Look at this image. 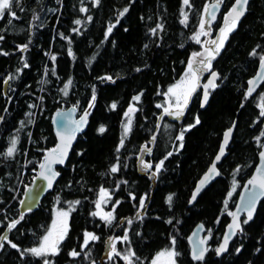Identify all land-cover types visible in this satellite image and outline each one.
<instances>
[{
  "label": "trees",
  "instance_id": "1",
  "mask_svg": "<svg viewBox=\"0 0 264 264\" xmlns=\"http://www.w3.org/2000/svg\"><path fill=\"white\" fill-rule=\"evenodd\" d=\"M209 1L15 0L0 18V237L7 236L0 240V264H44L45 259L49 264H143L173 239L178 264H264V199L252 221L244 224L243 218V230L228 250L219 256L215 251L264 142V87L257 94L248 89L264 57V0L250 1L212 61L219 78L208 105H201V87L181 120L167 114L159 127L168 89L201 48L196 34ZM234 1L224 0V10ZM73 104L78 114L91 105L88 125L77 135L68 163L58 167L54 189L37 208L22 213L28 187L23 182L57 142L52 115ZM128 122L131 133L125 135ZM235 122L218 177L191 204L197 181ZM13 140L15 151L8 156ZM145 152L149 172L163 161L155 183L154 176L141 174ZM101 188L112 189L113 202H120L115 222L94 215ZM54 204L70 208L68 234L57 254L36 257L25 250L41 242ZM123 218L130 227L123 232L121 226L117 235L128 238L117 242L118 254L108 259L107 238ZM13 221L19 223L9 229ZM198 223L211 233L203 261L192 258L188 241ZM88 231L98 239L83 246Z\"/></svg>",
  "mask_w": 264,
  "mask_h": 264
},
{
  "label": "water",
  "instance_id": "2",
  "mask_svg": "<svg viewBox=\"0 0 264 264\" xmlns=\"http://www.w3.org/2000/svg\"><path fill=\"white\" fill-rule=\"evenodd\" d=\"M250 1L251 0H248V4L245 5V14L248 10ZM234 4H235V2H234ZM213 5H216V6L213 7ZM220 11H221V6H220L219 2L215 1V2L210 4V6L208 7V15L211 16L210 17L211 20L209 21V23L212 22L213 18H216L218 16ZM245 14L241 18H243L245 16ZM229 21H230V18L228 21L225 20L223 23V26H225ZM213 72L216 73L215 77L212 75ZM213 72L210 73L209 77L207 78V80L202 85L203 92H202L201 105L203 108H205L208 105L210 98H211V92H210L211 87L205 88V86L208 85V82L210 80H212L215 83L218 79V76H219V72L217 70H215ZM250 81H253L254 83H252V84L249 83L248 89H252V91L250 93L254 94L257 92V90L264 83V67L261 66V63L259 65V68H258L256 74L251 77ZM205 91H207V93H208V98H207L206 102L204 100ZM191 99H192V96H191ZM191 99H190V101H191ZM178 110L179 109H176L175 111H173V114L175 115V112H177ZM85 113H88V115L86 116V121L83 123H80L81 117H83L85 115ZM90 113H91V107L89 106L86 110H84V112H82L81 114H78V106L76 104H73V105H71L67 108H64V109H58L53 113L52 125H53V129H54V133H55L57 142H56L55 146L46 150V152L43 156L42 163H47L46 158H50V159L55 158L60 152L66 153V155L64 157V162L51 164L52 171L58 173V175L53 179L51 187L48 186V181L45 180L41 176V172L44 170H42L39 167L37 176L32 181L31 185L26 189V191L24 193V197L21 201L20 211L22 213H24L28 210H32V209L37 208L40 205V203L42 202L43 198L50 191H52L54 189V187H55V185H56V183L59 180L60 175H61V172L59 171L58 167L65 166L68 163L70 155L72 153V149H73L75 142H76V139H77V135L86 129L88 122H89ZM167 114L168 113L164 112L161 115L159 127H160L164 117ZM235 126H236V124H233L229 128V129H231V134L228 138L227 145L224 146V154H223V156H221V159L219 161L216 160V157L218 155H220V149H219L218 153L214 157V159H213L212 163L210 164V166L208 167V169L203 173L201 178L197 181L196 186L193 190L192 196L190 198L191 204H193L197 200L199 195L203 192V190L205 188H207L213 182V180H215L218 177V175L220 173L219 164L223 161L224 157L227 155V147L233 138ZM228 130L226 132H228ZM224 140H225V136L223 138L221 146L224 145ZM221 146H220V148H221ZM53 150H55V151H53ZM262 152H264V142L261 145V149L259 151L258 162L255 165V168H254L252 174L247 178L244 185L240 189L237 201H236L235 206H234L233 211H232V214H235V218L241 222V226H242L243 218L244 217H246V219L248 218V212L250 210L252 211V219L250 221H252L254 219V217L258 211V208L260 206V203L264 199V188H261L258 182L252 183V184L249 183V181L253 180L254 177H258V178L264 177V158L261 157ZM213 164H215V166H216L215 173H212L211 178L203 186H201L200 181L202 179H204L205 175L208 173V170L213 166ZM198 188H199V191H197ZM194 194H195V199L193 200ZM233 219H234V216L232 215V218H231L230 222L228 223V225L226 226V229H225L224 234L222 236L221 242L219 244V246L221 244H223L225 235H229L227 250L229 248V245L233 241V239L239 233V231H237L236 235H230L231 230L229 229V225L232 224ZM205 231H206V228H205L204 224L198 223L194 227V229L191 231V233L189 234L188 241L190 244L191 255L193 254L194 249H196L197 251L200 248H207L208 249V241L211 238V233L208 232L205 234ZM202 241H203V243H201ZM106 254L107 253L105 252L104 256H106ZM206 254H207V252L205 253V256H206Z\"/></svg>",
  "mask_w": 264,
  "mask_h": 264
},
{
  "label": "snow or ice",
  "instance_id": "3",
  "mask_svg": "<svg viewBox=\"0 0 264 264\" xmlns=\"http://www.w3.org/2000/svg\"><path fill=\"white\" fill-rule=\"evenodd\" d=\"M15 2V0H0V18H2L5 14V12H11V7L12 4ZM99 2V0H97V3ZM185 4L189 3V0H184ZM248 4V0H235V4L233 5V7L230 9L228 15L225 17V20L228 21L230 18V23L227 25L226 28H222L221 29V37L219 39V41H212L213 44L216 45V49L215 52L218 54L220 49L223 47L224 41L227 39V33L231 32L235 27L237 22L240 20V18L245 14V5ZM216 5H213V7H215ZM81 11H85V9H81ZM128 12V8H125L123 10V12L121 13V15H124V13ZM13 16L15 15V13H11ZM76 24H80L81 21L80 20H76L75 21ZM204 27V22H201V28L203 29ZM109 32H111V28H109L108 30ZM0 39H3V37H0ZM199 42V41H198ZM26 47V46H25ZM253 55H255L256 53L253 52ZM195 55H199L198 53H195ZM209 56H212V58H214V54L209 52ZM52 59L54 60L55 57H52ZM204 61H201V63H203ZM261 66L264 67V57H261ZM24 67H28L27 63L24 64ZM189 68H191V64H189ZM19 71V70H18ZM139 71V69H138ZM212 75L215 77L216 73H212ZM102 79H108L111 80V77H105ZM71 81L68 82V84H70ZM184 83V81H181L180 84H177L171 88L168 89V93L167 94H171L173 96L176 97V106L179 109L177 112H175L176 116H180L183 114V107L187 106L188 103V98L191 95V93L193 91H195V87H188L185 89H182L180 91H178V89H181V85ZM250 84L254 83L253 81H249ZM68 84H65V94H67L66 89L68 87ZM216 85L214 84V82L212 80H210L208 82V85L205 86V88L207 87H215ZM252 91V89H249V93ZM166 94V95H167ZM208 98V93L207 91H205V95H204V100L205 102L207 101ZM93 99H95V96H93ZM136 100H139V96L135 97ZM181 100H183V104H181ZM91 106V105H90ZM113 108L116 107L115 104L112 105ZM157 107H160V105H157ZM131 111V109H130ZM164 111L166 113H168L169 115H172L173 113L169 111L168 108H165ZM88 115V113H85V115L83 117H81V122L83 123L86 121V116ZM127 115V113H126ZM261 116H264V111L261 112ZM199 119L197 118L196 120V124H199ZM130 124V122H129ZM195 125H190V127H194ZM130 130V128L128 126H126L125 128V135L127 134V132ZM105 131L104 127L101 126L99 128V132L103 133ZM231 134V129L228 130V132L225 133V140H224V145L221 146L220 148V155H218L216 157V160L219 161L221 159V156H223L224 154V146L227 145L228 143V138ZM262 136H264V132L261 133ZM183 132L177 137V139L179 140H183ZM259 139V137L257 138ZM121 144H123V140L121 141ZM15 145H16V140L12 141V147H10L8 149V156H11L13 154V152L15 151ZM180 147H183V145L181 144ZM55 151V150H53ZM66 153L65 152H60L55 158H46L47 163H42L40 165V168L44 171L41 172V176L48 181V186L51 187L52 181L53 179L58 175V173L53 172L51 169V164L52 163H63L64 162V157H65ZM169 155H171V153H169ZM261 157L264 158V152L261 153ZM161 164H163V161L160 162ZM147 167H151V165H147ZM159 167L160 165H157V171H159ZM112 172H116L117 171V167L113 166V168L111 169ZM216 171V166L215 164H213V166L208 170V173L205 175L204 179H202L200 181V185L203 186L210 178H211V174L215 173ZM218 174V173H217ZM153 175H155V173H153ZM259 183L261 188H264V177H254L253 180H250L249 183ZM197 191H199V188L197 189ZM195 199V194L193 195V200ZM172 200V196L168 197V201L169 203H171ZM76 203H79V201H76ZM144 199L142 198L140 200V207L143 208L144 207ZM96 213H94L95 215ZM62 215L66 216L67 213H62ZM230 215L234 216L233 222L232 224L229 225V229L231 230L230 235H236L237 231H242V227H241V222L235 218V214L230 213ZM23 217H21L22 219ZM103 219H105L108 223H111L112 220V213L109 212L107 214H105V216L102 217ZM252 219V211L250 210L248 212V218L246 220L243 221L244 224H247L250 220ZM19 223V221H14L12 223H10L8 225L9 229L14 228L16 226V224ZM129 223H131V221H129ZM53 229L56 231L57 235H56V239H52L53 236V231L49 230L48 234L45 235L40 243V245L38 247H34L31 249H26L25 251L30 252L32 255L36 256V257H43V256H47L48 254L51 255H55L58 252V244L60 241H62L65 237V235L67 234V228L66 225L61 227L57 225V222L54 221L53 222ZM127 235H125V237H123V239L127 240ZM6 237H0V240H5ZM96 240L98 239V237H96L95 235L91 234V233H85V244H87L88 240ZM228 241H229V235H225L224 238V242L223 244H221L218 248H216V254L219 256L221 253H224L227 250V246H228ZM175 243V240L173 239V244ZM203 243V241L201 242ZM3 245H0V247H2ZM12 248H17V245L15 243L11 244ZM207 248H200L198 251L196 249L193 250V254H192V258L194 260L197 261H203L204 257H205V253L207 252ZM113 251H115V249L113 248ZM237 251H239V249H237ZM118 254V253H117ZM72 256H78L79 253H77L76 251H73L71 253ZM160 255H164V253H161ZM167 255L169 257H173V256H177L179 255V253L176 252H168ZM44 264H49V261L47 259L44 260ZM171 264H175V261L172 260Z\"/></svg>",
  "mask_w": 264,
  "mask_h": 264
},
{
  "label": "rangeland",
  "instance_id": "4",
  "mask_svg": "<svg viewBox=\"0 0 264 264\" xmlns=\"http://www.w3.org/2000/svg\"><path fill=\"white\" fill-rule=\"evenodd\" d=\"M210 17L211 16L208 15L207 5H206L205 10H204V12H203V14L201 16V21H200V26H199L198 32L196 34V39L200 42L201 48L199 50H197L196 52H194L192 54V56L190 57L189 63L187 65L186 73H184V75L176 83L172 84L170 86V88L175 86V85H177V84H180L181 81H184V83L181 85V89H178V91H180L182 89H185V88H188V87H192V86H194L195 89H196L197 85H198V79H199L200 71H201V68H200L201 61H204L203 62L204 68L211 69L210 68V66H211V56H209V52H211L213 54L216 53L215 52L216 45L213 44L212 41H214V40L219 41V39L221 37V33H220V37L218 39L217 38L218 37L217 29L211 27L210 24H209V21L211 20ZM202 21L204 22L203 29L201 28V22ZM229 23H230V21L225 25L224 28H226ZM238 23L239 22H237L236 27H237ZM231 32L227 33V39H228V36H229V34ZM227 39L224 41L223 47L220 50H222L224 48V46H225V44L227 42ZM195 53H198L199 55H195L194 56ZM189 64H191V68H189ZM193 92L191 93V95L188 98V103L190 102V99H191V96H192ZM172 102L176 103V97L171 95V94H167L166 95V105L164 107L168 108L169 111L173 113V111H175L177 108L174 107ZM181 102H183V100H181ZM260 106H261L262 111H264V98H262V102L260 103ZM185 108L186 107H183V109H185ZM130 109H131V111H133L135 108H134V106H131ZM168 116L171 119H176V120H181L182 117H183L182 115L176 116L174 114H172V115L168 114ZM126 126H128L130 128V130L127 132V135H130V133H131V125H129V122L127 123ZM145 151H147V150H145ZM145 156H146V152L142 156H140L141 165H142V168L144 169L143 171L149 172L151 168L147 167V165H151L152 166V164L150 162L145 161ZM157 165H160V167H159V170H160L162 164L159 162ZM157 165L155 167V171H157ZM113 196H114V192L112 191V189H110V188H101L100 189L99 197L97 199L95 210H94V213H96L95 216L97 218L103 219L102 217L105 216V214H107L109 212L112 213V211L109 210V208H107V207L109 206V203L111 202V198ZM62 213H67V215L64 216V215H62ZM112 217H113V215H112ZM103 220H105V219H103ZM54 221L57 222L58 226L63 227V226L66 225L67 234H68L69 221H70V208L59 206V204H54L52 219H51L50 225H49V227H48V229H47V231L45 233V235H47L49 230H52L53 231L52 239H56V235H57L56 231L53 229V222ZM129 225H130V223L128 222V225L126 224V227L129 228L130 227ZM86 233H91V234L95 235L94 233L89 232V231L86 232ZM6 234H7V231H6ZM67 234L65 235L64 239L59 242V244L57 246L58 247V252L60 251L62 242L66 239ZM4 235H5V233H4ZM95 236L97 237V235H95ZM120 239H123V238L118 237V238L113 240L112 246L110 248V251L108 252V258L109 259H111L113 257V255H117V253H118L117 251L118 250H117L116 246H117V242ZM90 241H92V240L89 239L87 244ZM40 243L37 244V245H34L32 248L38 247L40 245ZM87 244H85V236H84V244H83V246H86ZM113 248L115 249V251H113ZM170 251L179 253V251L176 248V246L174 244H171L170 246L165 247L162 250H160L157 254H155L153 256L152 259L144 260L143 264H171L172 260L175 261V264H178V255L177 256H173V257H169L167 255V253L170 252ZM161 253H164V255H160ZM130 255H132V254L130 253ZM91 264H94V263H91Z\"/></svg>",
  "mask_w": 264,
  "mask_h": 264
},
{
  "label": "flooded vegetation",
  "instance_id": "5",
  "mask_svg": "<svg viewBox=\"0 0 264 264\" xmlns=\"http://www.w3.org/2000/svg\"><path fill=\"white\" fill-rule=\"evenodd\" d=\"M215 1L220 3L221 11H220V13L218 14V16H217L216 18H213L212 22L209 23V24H210L211 27L217 29V35H218L217 38L219 39V37H220V33H221V29L225 27V26H223V23H224V21H225V17H226V15L229 13V11H230V9L232 8V6H233L234 3L232 4L231 8H230L228 11H225V10H224V8H225V2H224V0H212V1H209V2L207 3V11H208V7L210 6V4L213 3V2H215ZM234 2H235V1H234ZM239 21H240V20H239ZM239 21H238V22H239ZM216 24H217V26L215 27ZM218 24H219V25H218ZM220 51H221V50H220ZM220 51H219V52H220ZM216 55H217V53L214 54V58H215ZM214 58H212V56H211V66H210L211 69H206V68H204L203 63L200 64L201 71H200V75H199V79H198V85H197V88L195 89V91L193 92V94H194L198 89H200V88L202 87L203 83L207 80V78L209 77L210 73L216 70V69H214L213 66H212V61L214 60ZM218 78H219V76H218ZM217 81H218V79H217ZM217 81L214 83L215 85L217 84ZM263 87H264V83L261 85V87H260V88L257 90V92L254 93V94H257V93L260 91V89L263 88ZM202 88H203V87H202ZM211 88H212V87H211ZM211 88H210V92H211ZM202 92H203V91H202ZM193 94H192V96H193ZM234 124H236V122H235ZM231 141H232V140H231ZM262 144H263V143H262ZM159 172H160V171H153V172L141 171V174H143V175H146V174H147V176H149V177L154 176L152 182L155 183V182H156V181H155V180H156V175L159 174ZM153 173H155V175H153ZM132 196H133V195H132ZM114 197H115V193H114V196L111 198V202L109 203V207H110L109 210L112 211L113 222L117 221V220L114 219V218H116L115 211H116L117 206H118L119 203H120L119 201H117V202H113V198H114ZM144 199H145V196H144ZM119 200H120V199H119ZM144 204H145V203H144ZM126 224H127L126 219L123 218V219L121 220V223L116 224L114 227L112 226V228H113L112 231H111V232H112V235L109 236V237L107 238V244H106V248H105V252L107 253L106 256H105L106 258H108V252L110 251V248H111V246H112V242H113V240L119 237V235H117V234H118L119 231H121V226H124L123 229H122V231H123V232H127V231H126V227H125ZM208 232H209V231H207V229H206L205 234L208 233ZM5 235H7V234H5ZM122 236H124V235H122ZM5 237H6V236H5ZM209 241H210V239H209ZM209 241H208V245H209ZM113 256H114V255H113ZM108 259H109V258H108ZM100 261L103 262V259L100 258Z\"/></svg>",
  "mask_w": 264,
  "mask_h": 264
},
{
  "label": "built area",
  "instance_id": "6",
  "mask_svg": "<svg viewBox=\"0 0 264 264\" xmlns=\"http://www.w3.org/2000/svg\"><path fill=\"white\" fill-rule=\"evenodd\" d=\"M37 174H38V170L37 169H32L31 170V174L28 177V179L25 182H23L24 185L29 186V184L32 183V181L35 179V177L37 176Z\"/></svg>",
  "mask_w": 264,
  "mask_h": 264
}]
</instances>
